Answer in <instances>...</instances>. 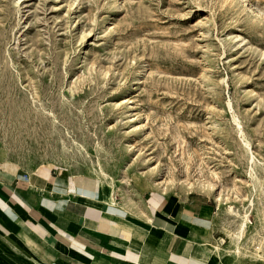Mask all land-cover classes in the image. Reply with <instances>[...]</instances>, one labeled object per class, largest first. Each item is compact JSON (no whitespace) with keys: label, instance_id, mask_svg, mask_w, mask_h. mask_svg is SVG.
Wrapping results in <instances>:
<instances>
[{"label":"rangeland","instance_id":"obj_1","mask_svg":"<svg viewBox=\"0 0 264 264\" xmlns=\"http://www.w3.org/2000/svg\"><path fill=\"white\" fill-rule=\"evenodd\" d=\"M0 81V167L248 212L264 262V0H0Z\"/></svg>","mask_w":264,"mask_h":264},{"label":"crops","instance_id":"obj_2","mask_svg":"<svg viewBox=\"0 0 264 264\" xmlns=\"http://www.w3.org/2000/svg\"><path fill=\"white\" fill-rule=\"evenodd\" d=\"M214 217L197 197L153 190L133 205L92 179L0 167V264H264L223 254Z\"/></svg>","mask_w":264,"mask_h":264},{"label":"bare ground","instance_id":"obj_3","mask_svg":"<svg viewBox=\"0 0 264 264\" xmlns=\"http://www.w3.org/2000/svg\"><path fill=\"white\" fill-rule=\"evenodd\" d=\"M227 1V0H226ZM244 1V0H243ZM247 1V0H246ZM234 2V1H233ZM245 3V2H244ZM243 4V3H242ZM246 5V4H245ZM246 8V7H245ZM254 8V7H253ZM250 11V10H249ZM255 12L258 14L260 11L259 10H255ZM252 13V12H251ZM254 14V13H253ZM260 14H261V12H260ZM262 18V17H261ZM55 64V63H54ZM55 70H56V68H55ZM9 74V73H8ZM56 74V73H55ZM57 76H58V74H57ZM6 80V79H5ZM1 82V81H0ZM32 85V84H31ZM30 85V86H31ZM60 85V84H59ZM17 89V88H16ZM77 90V89H76ZM10 93H11V91H10ZM37 94V93H36ZM35 94V95H36ZM50 95V94H49ZM31 96V95H30ZM15 97V96H14ZM52 97V96H51ZM31 98V97H30ZM43 98V97H42ZM14 99V98H13ZM12 100V99H11ZM34 100V99H33ZM39 101V100H38ZM53 103V102H52ZM10 104V103H9ZM26 104V103H25ZM3 105V104H2ZM52 105V104H51ZM6 107H7V105H6ZM9 108V107H8ZM57 108V107H56ZM25 109V108H24ZM48 111V110H47ZM50 111V110H49ZM33 112V111H32ZM54 112V111H53ZM14 113V112H13ZM35 113V112H34ZM51 113V112H50ZM63 114V113H62ZM14 116V115H13ZM56 116V115H55ZM5 117V116H4ZM7 117V116H6ZM10 117V116H9ZM14 118V117H13ZM21 118V117H20ZM57 121V120H56ZM237 121V120H236ZM8 122V121H7ZM25 123V122H24ZM237 126H240L239 124H236ZM4 126V125H3ZM240 132V131H239ZM244 144V143H243ZM246 144V143H245ZM249 145V144H248ZM251 151V150H250ZM250 154H251V152H250ZM251 156V155H250ZM251 160V159H250ZM200 182H202V181H200ZM207 183V182H206ZM200 185L202 186V187H206L205 185L206 184H204V183H200ZM209 186H211V184L209 185ZM97 188V187H96ZM212 189V188H211ZM98 191V190H97ZM215 198H216V200L217 201H221L222 200V195L221 194H219L218 192L216 193V195H215ZM228 210H230V209H228ZM230 212L232 213V214H234V215H236V216H241V222H240V224H239V228H238V231L236 232V233H234L230 238H231V242L233 243V245H232V247H226V248H224L223 249V254H236V253H240V249H239V239L241 238V235H242V233H243V231H244V229H245V227H246V224H247V222L248 221H250V220H248V212H244V214H240L239 212H238V209L237 210H235V209H231L230 210ZM214 248H215V250H219V248L217 247V246H214Z\"/></svg>","mask_w":264,"mask_h":264}]
</instances>
